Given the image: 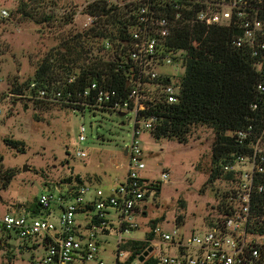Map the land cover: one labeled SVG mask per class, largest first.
Wrapping results in <instances>:
<instances>
[{
  "label": "built area",
  "instance_id": "2783aa9c",
  "mask_svg": "<svg viewBox=\"0 0 264 264\" xmlns=\"http://www.w3.org/2000/svg\"><path fill=\"white\" fill-rule=\"evenodd\" d=\"M100 1L127 11L130 25L129 42L125 46L133 75L124 97L116 90L101 89L93 83L85 89L84 101L78 105L84 107V112L104 109L135 116L132 143L125 150L126 160L116 162L117 169L126 171L125 178L116 183L110 194L85 183L57 186L56 190L39 196L38 217L13 216L0 211L2 237L15 236L43 246L46 255L35 264H149L151 260H157V264H264V208L260 209L264 203V82L258 84L261 99L253 106L261 113L259 130L254 131L251 125L245 131L228 134L236 136L251 153L231 155L227 164H222L224 173L231 176L220 178L226 189L219 191L220 204L213 209L210 223L202 232L192 235L182 234L179 229L164 232L158 224H153L143 239L125 236L140 228L137 217L144 214L143 205L150 191L158 188L155 181L142 176L147 168L139 139L143 131L152 133L157 123L155 117L148 115L149 103L174 105L181 96L187 52L171 47V38L185 25L236 27L240 35L234 41L235 46L248 49L253 58L260 59L258 67L262 69L264 0H92L74 9V17L76 20L84 17L87 29L93 26L94 18L85 11L90 4ZM2 14L9 16L7 11ZM167 67L175 68L174 74L163 73ZM261 71L264 77V70ZM74 80L75 77L70 83ZM25 97L67 103L61 90L49 91L35 82L30 84ZM85 133L82 126L79 137L82 143L87 141ZM75 155L86 161L90 151L78 149ZM167 180L169 175L165 172L161 181ZM79 216L83 221H78ZM112 231L119 235L118 246L107 263L102 255L109 251L103 249L106 243L103 238ZM132 242L145 244V252L129 263ZM166 248L168 254L160 253Z\"/></svg>",
  "mask_w": 264,
  "mask_h": 264
},
{
  "label": "rangeland",
  "instance_id": "374dc122",
  "mask_svg": "<svg viewBox=\"0 0 264 264\" xmlns=\"http://www.w3.org/2000/svg\"><path fill=\"white\" fill-rule=\"evenodd\" d=\"M34 18L19 12L21 0H0V169L16 173L7 188L0 185V211L13 216L38 217L37 199L54 191L57 184L69 178L73 183L96 185L110 194L126 171L117 169L116 162H125V150L132 143L135 116L121 117L110 111H78L55 103L28 100L14 96L19 84L33 80L36 71L49 53L58 52L69 34L82 33L85 18L74 17V9L92 0H25ZM39 2V3H37ZM9 16L4 17L2 12ZM43 13L57 19L46 26ZM71 23L67 24V20ZM97 45L94 41L91 43ZM108 59V57H106ZM163 73L174 74L167 67ZM179 71L178 74H180ZM55 89V88H54ZM53 90V89H52ZM85 126L87 141L80 142V128ZM22 141L23 151L9 146L5 140ZM216 139L212 127L195 126L188 143L157 139L150 132L140 136L146 170L144 178L161 188L151 190L144 203V214L137 217L140 228L125 235L143 239L156 223L164 232L179 229L182 234L202 232L210 223V214L220 204V192L226 189L222 179L208 183ZM88 149V160L78 159L75 151ZM28 171L24 172V167ZM168 173L169 180L161 181ZM59 194L57 191H55ZM56 221V220H55ZM78 221H83L79 216ZM0 233V239L2 237ZM115 231L103 238V259L110 263L117 250ZM102 239V238H100ZM0 242V264H35L44 259L45 248L35 241L24 242L15 236ZM169 253L164 249L160 253Z\"/></svg>",
  "mask_w": 264,
  "mask_h": 264
},
{
  "label": "trees",
  "instance_id": "16d2710c",
  "mask_svg": "<svg viewBox=\"0 0 264 264\" xmlns=\"http://www.w3.org/2000/svg\"><path fill=\"white\" fill-rule=\"evenodd\" d=\"M32 5L21 0L18 10L22 15L34 18L30 12ZM85 14L94 18L93 26L82 33L69 34L58 52L45 57L32 81L19 84L12 90L14 96L25 97L30 84L35 82L49 91L54 88L62 91L67 103L55 104L84 111V107L78 104L84 101L83 92L93 83L101 89L116 90L123 97L127 95L128 82L133 75L128 61V47L125 46L129 42L127 30L130 25L127 11L100 1L90 4ZM261 18L264 21V1ZM41 19L46 26L57 20L48 13H43ZM66 22L69 24L71 20ZM239 35L236 27L183 26L169 42L171 47L187 52L179 101L174 105L149 103L148 115L157 119L151 134L157 139L187 144L195 126L205 125L215 130L208 183L230 178V174L224 173L222 164H227L231 155L251 153V149L240 144L236 136L228 134L245 131L251 125L254 131L259 130L261 113L253 106L261 99L258 84L264 82L261 71L264 70V60L260 69V59L253 58L248 49L236 47L234 41ZM93 41L99 45L97 49L91 44ZM74 77L75 80L70 83ZM5 142L18 151L24 150L22 141L6 139ZM15 173L14 170L0 169V185L7 188ZM68 183H73V178L65 179L56 186ZM77 183H83L81 177L77 178ZM160 188L158 185V191ZM261 208H264V203ZM5 239H1L4 246L7 245ZM131 249L133 253L129 263L145 252V244L132 242ZM149 264H157V260H151Z\"/></svg>",
  "mask_w": 264,
  "mask_h": 264
},
{
  "label": "water",
  "instance_id": "95a60500",
  "mask_svg": "<svg viewBox=\"0 0 264 264\" xmlns=\"http://www.w3.org/2000/svg\"><path fill=\"white\" fill-rule=\"evenodd\" d=\"M120 116H121V117H125L126 114H125V113H121ZM23 171H24V172L28 171V167L25 166L24 169H23ZM149 252H151V250H149L148 252H146V253L141 257V259H140L141 262H143L144 259L149 255Z\"/></svg>",
  "mask_w": 264,
  "mask_h": 264
},
{
  "label": "crops",
  "instance_id": "0c3cea01",
  "mask_svg": "<svg viewBox=\"0 0 264 264\" xmlns=\"http://www.w3.org/2000/svg\"><path fill=\"white\" fill-rule=\"evenodd\" d=\"M0 209H5V208L0 207Z\"/></svg>",
  "mask_w": 264,
  "mask_h": 264
}]
</instances>
